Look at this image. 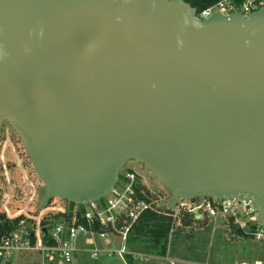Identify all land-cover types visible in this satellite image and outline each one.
<instances>
[{
    "label": "water",
    "instance_id": "water-1",
    "mask_svg": "<svg viewBox=\"0 0 264 264\" xmlns=\"http://www.w3.org/2000/svg\"><path fill=\"white\" fill-rule=\"evenodd\" d=\"M183 0H0V128L45 195L109 196L136 161L176 198H251L264 225V10ZM42 232H46L45 229Z\"/></svg>",
    "mask_w": 264,
    "mask_h": 264
},
{
    "label": "built area",
    "instance_id": "built-area-1",
    "mask_svg": "<svg viewBox=\"0 0 264 264\" xmlns=\"http://www.w3.org/2000/svg\"><path fill=\"white\" fill-rule=\"evenodd\" d=\"M260 10H264V0H216L200 12L196 11L195 18L203 22L217 13L225 16L241 13L247 16ZM138 170L143 171L141 165ZM143 186L144 182L138 171L125 168L120 170L115 187L106 198L84 206L67 203L69 206L65 208L44 209L52 215H60L59 221L49 232V239L55 246H45L42 242L40 222L43 220L44 212H41L37 218H33L35 223L31 231L35 238L34 244L31 243L30 229L25 228H19L0 240V264H11L14 255L29 250L43 252L47 259L56 260L57 264L69 263L75 253L85 251L86 246H92L91 239L94 237L118 242L119 249L108 250L106 253L108 256L116 254L124 261V256L130 254L127 252L129 234L139 216L145 211L170 217L172 221L170 233L174 226L180 225L183 212L190 213L195 218L206 217L211 222H225L235 226L241 232V237L249 238L261 245L264 256V225L259 224L256 206L251 198L177 197L175 206L162 212L159 208L162 205L167 206L171 200L170 192L168 191L162 202L157 203L151 201V193L148 195ZM12 217L14 218L9 216L10 219ZM97 254L96 249L91 250L92 257H96ZM254 264H264V259Z\"/></svg>",
    "mask_w": 264,
    "mask_h": 264
},
{
    "label": "rangeland",
    "instance_id": "rangeland-1",
    "mask_svg": "<svg viewBox=\"0 0 264 264\" xmlns=\"http://www.w3.org/2000/svg\"><path fill=\"white\" fill-rule=\"evenodd\" d=\"M139 166V163L131 160L126 162L122 169L132 168L138 171L144 182L143 189L148 195L151 193V201L162 202L168 190L148 170H138ZM44 195L43 185L35 175L18 137L10 125L4 122L0 128V213H4L7 218L22 216L25 220L21 228L29 230L35 223L33 218H37L41 212H44L43 221L49 220L52 213L45 212L46 209L69 206L67 202L53 199L47 203L45 210H40ZM236 230L235 226L225 222H211L203 216L194 218L190 213L183 212L180 225L174 226L168 237L166 255L158 257L135 254L132 264L262 262L264 259L262 246L254 240L241 237ZM91 240L92 246H86L85 251L75 253L69 263L63 264H127L116 254L108 256L106 253L108 250L119 249L118 242L98 237ZM93 249L98 251L96 257L91 256ZM13 257L11 264H57L56 260L47 259L45 253L31 250L22 251Z\"/></svg>",
    "mask_w": 264,
    "mask_h": 264
},
{
    "label": "trees",
    "instance_id": "trees-1",
    "mask_svg": "<svg viewBox=\"0 0 264 264\" xmlns=\"http://www.w3.org/2000/svg\"><path fill=\"white\" fill-rule=\"evenodd\" d=\"M189 4L197 12L216 2V0H183ZM69 205H72L69 203ZM194 217V216H193ZM60 215H52L49 220H41L40 228L45 229V233L42 232V242L45 246L53 247L55 243L49 239V232L51 227L59 221ZM195 218V217H194ZM25 219L22 216L15 218H7L4 213H0V240L9 236L11 233L21 228ZM196 220V219H195ZM34 223V222H33ZM171 218L162 215L160 213L145 211L143 212L129 234L127 240V248L129 249L128 255L124 256V262L127 264L133 263V256L139 255H151L163 257L166 255L167 242L171 229ZM33 226L30 228L31 243L34 244L35 238L33 235ZM241 236V232L236 230Z\"/></svg>",
    "mask_w": 264,
    "mask_h": 264
}]
</instances>
